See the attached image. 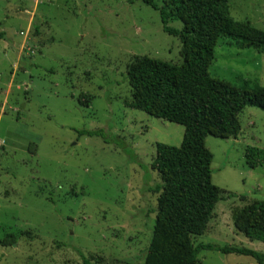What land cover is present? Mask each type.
I'll list each match as a JSON object with an SVG mask.
<instances>
[{
    "label": "rangeland",
    "instance_id": "1",
    "mask_svg": "<svg viewBox=\"0 0 264 264\" xmlns=\"http://www.w3.org/2000/svg\"><path fill=\"white\" fill-rule=\"evenodd\" d=\"M229 6L235 20L264 31V0ZM0 33V264H83L82 256L143 264L161 183L151 168L156 145L178 147L184 128L125 106L126 71L140 56L181 63L179 38L142 0H0ZM209 74L264 86V52L220 36ZM238 122L237 137L205 139L222 199L191 242L264 253L235 228L238 211L264 200V164L251 168L244 157L247 146L264 149V110L245 107ZM78 130H102L109 143ZM197 264L258 263L202 250Z\"/></svg>",
    "mask_w": 264,
    "mask_h": 264
},
{
    "label": "trees",
    "instance_id": "2",
    "mask_svg": "<svg viewBox=\"0 0 264 264\" xmlns=\"http://www.w3.org/2000/svg\"><path fill=\"white\" fill-rule=\"evenodd\" d=\"M158 11L162 29L181 43V63L148 56L136 57L126 77L131 100L125 106L176 123L184 128L178 147L158 143L151 163L161 179L155 224L143 264H197L202 250L237 254L264 264V253L245 247L197 244L191 237L202 235L212 217L221 189L212 183V153L205 147L208 135L237 137L238 116L245 107L264 110V86L245 80L243 86L213 78L209 67L220 36L235 39L240 49L264 52V31L230 15L229 0H142ZM180 29L169 25L172 18ZM4 36L0 33V38ZM80 104L89 106L91 96L81 94ZM78 136L101 137L102 130L76 131ZM127 152V150H126ZM246 165L264 164V149L247 146ZM235 228L250 240L264 243V200H255L238 211ZM14 242L13 235L3 241ZM83 264H97L84 258ZM123 264H131L129 262Z\"/></svg>",
    "mask_w": 264,
    "mask_h": 264
}]
</instances>
